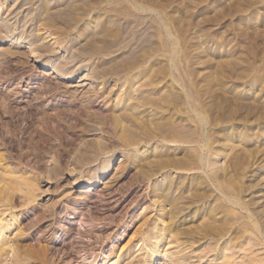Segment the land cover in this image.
<instances>
[{
	"label": "rangeland",
	"instance_id": "1",
	"mask_svg": "<svg viewBox=\"0 0 264 264\" xmlns=\"http://www.w3.org/2000/svg\"><path fill=\"white\" fill-rule=\"evenodd\" d=\"M28 15H40L43 22L33 24L21 47L12 44L15 34L0 41V52H16L7 64L8 83L4 85L0 78V92L6 93V105L15 111L7 119L9 124L2 125L0 155L26 177L38 171L42 182L38 201L68 212L57 226L63 229L72 223L71 250L78 251L77 244L84 247L78 262L113 264L126 256L120 246L106 240L115 231L119 236L132 234L125 220L154 208L153 189L164 178L197 175L204 183L202 191L216 198L199 204L200 213L211 210L212 203L227 202L235 218L244 213L247 224L264 227V0H0L1 24L18 29ZM30 42L37 43L34 53ZM58 68L72 74L58 73ZM140 96L144 102L137 104ZM126 98V104H137L150 122L169 124L168 133L182 131L185 137L173 141L155 137L139 147L140 153L148 152L138 159H154L156 149L165 159L196 151L201 168L163 170L130 195L138 177L128 164L135 149L109 146L96 161L80 163L88 145L109 144L97 120H110V114L123 112L125 107L117 103ZM147 98L150 105H143ZM48 126L54 134L52 151H47L49 139L44 134ZM51 168L60 169L58 177L51 175ZM119 174L123 176L117 178ZM89 176L94 177L89 186L71 187L74 179L90 180ZM105 180L110 182L107 189L97 191L105 186L98 181ZM191 188L183 186V192ZM169 209L165 204L157 216ZM23 214L35 218L32 208ZM113 215H117L115 230L105 233L100 227ZM217 217L222 219L221 214ZM205 220L210 219L200 223ZM95 224L99 228L93 227L91 237L86 235ZM250 234L247 259L257 257L258 264H264V240L250 250ZM94 235L105 239L97 241ZM236 251L239 262L244 254L239 248ZM99 254L103 256L96 260ZM53 257L68 261L59 248Z\"/></svg>",
	"mask_w": 264,
	"mask_h": 264
},
{
	"label": "bare ground",
	"instance_id": "2",
	"mask_svg": "<svg viewBox=\"0 0 264 264\" xmlns=\"http://www.w3.org/2000/svg\"><path fill=\"white\" fill-rule=\"evenodd\" d=\"M70 16H72V13H70ZM39 18L40 15H28L22 18L19 22V25L22 23V27L20 26L18 29L10 27L7 23H0V41L8 40L15 34L17 39H15L12 44L21 47L28 38L26 35L28 30L33 27L35 22L38 23L40 21L41 18ZM46 19L47 18H43V20ZM32 31L33 28L30 32ZM49 36L52 35L50 34ZM35 43L36 42L29 43V50L32 53L37 49V46L34 45ZM14 55H16V52L11 50L0 52V78L4 85L9 81L6 69L7 64L9 59ZM57 72L64 75L72 74L61 68H58ZM99 73H97V75ZM95 75L96 73H94V77L97 76ZM128 88L131 91L133 89L132 86ZM141 98L143 97L140 96L138 98L137 104L144 102H141ZM7 99L6 93L0 92V132L2 131V125L9 124L7 122V119L10 118L9 115L13 117L15 114V111H13L14 109L6 105ZM126 101L127 98L123 102L120 101L117 103V106L125 107V110L119 115V112L110 114V120H108L107 117L105 119L98 118L97 122L103 126V129H105L104 132H107L106 136L112 140H107L109 144L97 142V146L91 147L88 145L87 154L81 156V158L85 157V159H81L80 163L86 164L87 162L88 164L89 160L96 161L98 156L105 154L109 146L118 147L121 145L124 148L135 149L136 154L134 155V159L132 158L133 160L131 159L132 161L128 162V164L137 170L138 177L129 190L130 195L137 194L141 186L149 185L153 177L157 176V174L163 170H193L201 168L202 161H199L196 151L195 153L185 155L181 158L175 159V157H172L170 159H165L163 152L156 149L158 155L154 156V159H138V157L148 152L143 151L140 153L139 147H141L143 143H150L155 137L161 136L164 139L168 137L172 141L182 140L185 137L181 134L182 131L180 134L175 132L173 134V131L168 133L170 130L169 124L166 125V123L159 121L157 123L153 121L150 122L149 115L145 114V112H139L137 104L127 105ZM150 103L151 100L147 98V102L143 105H150ZM43 114H46L47 120L52 118L48 112H44ZM82 120L84 121V117ZM17 121H20V119ZM44 131V134L47 135L46 139H49L48 144L50 145L47 151H52L54 148V134L51 127L44 128ZM185 132L186 131H184V133ZM193 133L192 131V134ZM81 136L80 134V137ZM118 141L121 142L118 143ZM37 170H39V167ZM59 170V168H51L50 173L55 178L58 177ZM37 173L38 171L35 172L34 176L26 177L23 175L25 173L21 174L20 171L11 169L7 165L3 155H0V264H82L78 262V256L79 253H81L79 251L84 249L82 244H77L78 251L75 253L71 250L74 248V229L72 223L70 221L67 222L63 229L57 226L59 220L63 218V216L68 215V212L65 210L60 211L52 204H49L48 207L45 205L43 206V204L38 201L42 182L41 177L36 176ZM121 176H123V174H119L117 178ZM219 178H221V176H219ZM89 179L92 181L88 179H74L71 187H87L90 182H93L94 177L89 176ZM201 180L202 179L198 178L197 175H193L191 178L179 176L177 179L164 178L162 183L155 185L153 189V194L156 198L154 208H152V205L139 216L131 217L124 222L125 227L132 230V234L130 236L128 234L119 236L115 231V233H112L113 235L106 240V243L120 246L121 253L126 255L123 258L119 256L113 264H161L163 261L165 262L163 264L261 263L257 257L250 256V258L247 259V232H251L249 240L251 243L250 250H252L258 242L264 240V227H259L257 224H247V215L244 213L236 215L237 217L235 218L234 208L227 202L223 201L224 203L221 204L212 203L216 198L214 199L208 190L202 191L204 183ZM98 183L102 184V186L105 185L97 189V191H102L107 189V185L110 182L105 180L103 182L98 181ZM205 183L207 182L205 181ZM183 186H192L191 190L188 191L190 193H185L186 191L183 192ZM175 190L179 191L177 196H175ZM210 199H214L213 201L211 200L212 209L200 213L198 209L199 204L209 202ZM69 200H71V198ZM69 200L67 199V201ZM230 201L233 202L234 200L230 198ZM35 203L38 204L35 205ZM159 203L161 204L157 206ZM233 203H235V201ZM165 204L170 206L169 211L157 216L158 212L161 213L165 208ZM41 205L45 209L39 211V206ZM241 205L244 210L245 208L247 209L246 202ZM26 208H32V213L35 216V218H33L35 220L23 214ZM77 211L81 214L83 213L81 207H79ZM104 211L107 213L110 209L106 207ZM153 213H155L154 216L152 215ZM219 214H221L222 219L217 217ZM127 215L129 214L125 213V218ZM156 217V221L153 222V219ZM206 217L210 220L207 222L205 220V222L200 223V220ZM116 220L117 215H113L108 218V221L100 227V229L105 231V233L115 230ZM93 227L99 228L98 225L95 224L90 227V229H87L86 235L90 237L93 235ZM80 234L84 236V233L80 232ZM94 237L97 241L105 239L101 235H94ZM114 237L116 240L115 243H113ZM82 243H84V239H82ZM57 248L65 252L68 261H66L65 258L59 260V257L54 259L53 256H55ZM238 248L243 251L244 254L241 256L242 258H240L241 260L239 262L236 261V250ZM74 254H76L74 256L76 260L73 262L72 257ZM111 255L115 256L114 258L117 257V253H115L114 249L111 250ZM102 256L103 254H99L96 260ZM103 259L106 260L109 258L104 257Z\"/></svg>",
	"mask_w": 264,
	"mask_h": 264
}]
</instances>
